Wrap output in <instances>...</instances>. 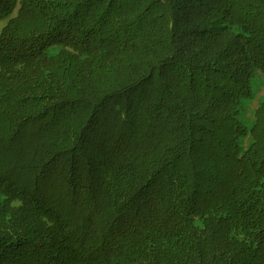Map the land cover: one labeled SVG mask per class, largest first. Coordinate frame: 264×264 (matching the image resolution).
I'll use <instances>...</instances> for the list:
<instances>
[{"label": "trees", "instance_id": "1", "mask_svg": "<svg viewBox=\"0 0 264 264\" xmlns=\"http://www.w3.org/2000/svg\"><path fill=\"white\" fill-rule=\"evenodd\" d=\"M0 264H264V0H0Z\"/></svg>", "mask_w": 264, "mask_h": 264}, {"label": "rangeland", "instance_id": "2", "mask_svg": "<svg viewBox=\"0 0 264 264\" xmlns=\"http://www.w3.org/2000/svg\"><path fill=\"white\" fill-rule=\"evenodd\" d=\"M6 19L0 20V31L5 25ZM251 87L254 92V98L242 102L241 111L237 120L246 128H250L253 123V116L258 103L264 101V77L258 73L251 80Z\"/></svg>", "mask_w": 264, "mask_h": 264}]
</instances>
